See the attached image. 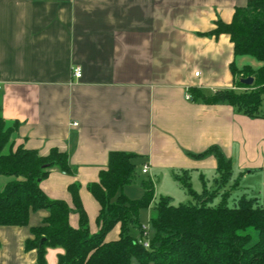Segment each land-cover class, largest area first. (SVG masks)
<instances>
[{"label":"crops","instance_id":"0c3cea01","mask_svg":"<svg viewBox=\"0 0 264 264\" xmlns=\"http://www.w3.org/2000/svg\"><path fill=\"white\" fill-rule=\"evenodd\" d=\"M248 1L0 0V106L9 122L19 123L15 149L22 144L48 154L59 148L75 169H52L41 182L48 197L74 208L69 186L79 183L95 233L101 205L88 185L100 180L113 151L137 155L134 181L123 190L128 197L140 198L142 181L151 179L156 198L174 200L191 197L176 173L188 171L198 192L218 187L217 158L196 155L219 146L233 162L221 192L232 194L243 182L262 199L264 117L186 96L191 87L207 94L245 89L232 69L233 63L242 69L243 55L235 54L229 34L210 32L217 20L231 22ZM75 66L82 68L80 78ZM221 199L220 193L216 203ZM48 214L41 209L27 226H0V264H39L38 251L25 242ZM70 224L79 226L75 211ZM120 232L118 223L106 240ZM63 252L48 248L46 264H58Z\"/></svg>","mask_w":264,"mask_h":264},{"label":"trees","instance_id":"16d2710c","mask_svg":"<svg viewBox=\"0 0 264 264\" xmlns=\"http://www.w3.org/2000/svg\"><path fill=\"white\" fill-rule=\"evenodd\" d=\"M231 36L236 55H252L263 62L258 69L246 65L232 69L238 86L207 94L199 88L189 89L192 100L204 103H228L249 117H264V0H249L236 8L233 20L216 21L210 34ZM254 76L252 85L241 78ZM18 121L9 122L0 106V175L12 176L0 190V226H27L30 215L41 209L49 214L42 224L31 228L33 234L25 242L27 249L38 251L39 264H46L48 248L62 247L58 264H264V199L245 194L229 204L231 191L221 192L233 176V162L219 146H211L196 156L214 155L218 161L217 188L196 191L188 171L176 173L175 178L187 190L193 201L174 204L170 196L156 198V186L151 179L143 180V195L132 199L124 187L134 181L136 154L113 151L100 180L88 185L101 205L99 230L92 233L88 214L80 198V184L69 190L74 208L64 200L48 197L41 182L52 169L75 173L66 151L53 148L48 154L19 145L15 149L14 135ZM221 193L222 199L216 203ZM152 206L151 223L154 235L149 247L130 232L131 224L139 223V213ZM79 214V226L70 224V215ZM121 224L120 237L107 241V234ZM140 236V237H141Z\"/></svg>","mask_w":264,"mask_h":264},{"label":"rangeland","instance_id":"374dc122","mask_svg":"<svg viewBox=\"0 0 264 264\" xmlns=\"http://www.w3.org/2000/svg\"><path fill=\"white\" fill-rule=\"evenodd\" d=\"M243 67L247 65L251 66L253 69H258L259 67H261V65L263 64L262 61H260L259 59H257L256 57L252 56V55H243ZM238 63H241V61H238ZM242 67V68H243ZM263 107H264V104H263ZM6 179H10L9 176H1L0 177V181H3V180H6ZM234 182V180H233ZM175 183H178V182H175ZM244 183L241 182V185L238 189H235L233 191V193L231 194V199H229V204L231 206L234 205V200L239 198L240 196L246 194V196H250V197H255V194L252 190H246V188H244ZM179 185V184H178ZM175 186L177 187V185L175 184ZM176 189V188H175ZM181 191V190H180ZM183 191V190H182ZM245 192V193H243ZM182 195L183 193L185 192H181ZM263 198L262 200L264 199V195H261ZM178 197V196H177ZM193 201L192 197H189V196H186L185 198H176L174 199L173 203L174 204H179V203H188L190 201ZM151 215H152V206H149V207H144L140 210V213H139V223L146 226V227H149V231H150V238L153 237L154 235V229H153V226H152V223H151ZM130 232L131 234L134 236V237H137L139 238L141 236V229L139 228V225L138 224H131L130 226Z\"/></svg>","mask_w":264,"mask_h":264},{"label":"built area","instance_id":"2783aa9c","mask_svg":"<svg viewBox=\"0 0 264 264\" xmlns=\"http://www.w3.org/2000/svg\"><path fill=\"white\" fill-rule=\"evenodd\" d=\"M73 74L77 78H80L82 76V68L80 66H75L73 68ZM197 74L199 75V72ZM1 87L2 86L0 84V89H1ZM186 96H187L188 99H192V95H191L190 92H188ZM148 170H149V166L147 164H145L143 166V172L147 173ZM142 229H143V234H142L141 237H139V242L143 243L145 247H149L150 246V243H149V236H150V231L149 230L150 229H149V227H146L144 225H143Z\"/></svg>","mask_w":264,"mask_h":264},{"label":"water","instance_id":"95a60500","mask_svg":"<svg viewBox=\"0 0 264 264\" xmlns=\"http://www.w3.org/2000/svg\"><path fill=\"white\" fill-rule=\"evenodd\" d=\"M254 76H248L241 78V82L247 85H252L254 83Z\"/></svg>","mask_w":264,"mask_h":264}]
</instances>
